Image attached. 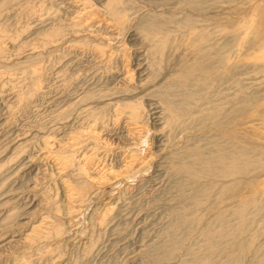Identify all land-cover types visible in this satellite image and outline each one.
Wrapping results in <instances>:
<instances>
[{"label": "bare ground", "instance_id": "1", "mask_svg": "<svg viewBox=\"0 0 264 264\" xmlns=\"http://www.w3.org/2000/svg\"><path fill=\"white\" fill-rule=\"evenodd\" d=\"M18 1L23 0L1 3ZM145 1L138 5L135 0H102L98 5L78 0L72 6L76 9L73 15L65 18L59 9H48L50 23L41 29L39 42L43 48L62 52L59 59L69 58L58 71L60 77L68 83L72 75L80 77L86 70L98 76L94 86L81 87L78 96L54 115L60 124L79 123L86 128L74 132L66 143H57L56 133L40 139L42 159L59 170L68 204L63 220L71 224L73 215L94 199L101 186L129 189V181L143 180L158 162V166L167 165L166 170L180 180L183 189L190 187L194 192H189L193 194L186 198L184 212L176 215L170 234L149 255L157 261L175 257L184 244L178 230L192 231L202 218L195 207L213 200V194L219 197L243 183L248 191L240 189L233 203L218 208L191 244L189 258L181 261L242 264L240 257L257 237L237 242L251 231L256 216H264V0ZM2 10L0 6V14ZM2 45L3 41L0 58L4 59L6 45ZM18 138L6 144L11 155L0 163V171L29 147L28 140L18 143ZM83 143L87 150L81 153L78 146ZM100 145H105V153L117 157V167L99 158ZM10 174L0 178V188ZM42 195L46 203L52 202L49 192ZM9 203V199L0 201V231L23 225L18 220L26 212L18 214L16 206L8 208ZM107 216L103 213L99 222ZM61 219L32 226L26 235L29 248L39 239L56 241L55 248L44 254L59 256L71 232V226ZM262 222L261 233L264 219ZM235 243L238 245L231 251ZM259 244L251 264H264V242ZM218 252L223 259L216 262Z\"/></svg>", "mask_w": 264, "mask_h": 264}, {"label": "rangeland", "instance_id": "2", "mask_svg": "<svg viewBox=\"0 0 264 264\" xmlns=\"http://www.w3.org/2000/svg\"><path fill=\"white\" fill-rule=\"evenodd\" d=\"M76 1L78 0H23L3 4L0 0V6L3 9L0 14V44L3 41L2 47L6 45L3 48L7 50H4V59L0 58V140H3L0 146V163L5 162L3 160L11 155V150L9 152L6 148V144L11 139L19 136L16 139L18 143L25 139L30 142L29 147L18 160L0 171V178L7 173H12L3 188H0V201L9 199L8 208L16 206L18 214L26 212L18 220L23 225H15L0 231L2 233L0 264H26L25 261L27 264L29 262L33 264H182L184 259L189 258V248L198 240L206 224L214 219L218 208H223L222 204L226 206V204L233 203L240 189L243 192L248 191L243 183L240 185L241 188H234L219 197L213 194L212 198L215 200L211 199L204 206L195 207L194 210L202 218L194 230L183 227L178 230V233L184 237V244L178 254L170 260L157 261L149 254L155 246L165 241L167 235L170 234V227L176 215L184 212L186 198L194 191L190 187L183 189L179 185V179L166 170L167 165L158 166V162L153 163L143 176V180L140 177L129 181L131 186L129 189L121 188L122 185L119 187H112L108 184L101 186L102 189L93 197L94 199L77 211V216L75 213L71 218L73 223L70 221L71 224H69L71 235L69 233L65 237L59 256L57 253L53 256L44 254L47 249L55 248L56 241L39 239L33 248H29L26 243L28 242L26 235L30 233L31 227L44 225L43 221L46 219L51 224V221L53 222L56 218H62V222L69 226L67 219L63 220L66 217L64 208L68 204L58 177L59 170L53 162L42 159L40 139L43 135L56 133L53 136L57 143L62 140L66 143L74 136V132L83 131L82 129L86 128L79 123L73 126L60 124L54 119V115L56 111L72 102L82 88L87 89L94 86L98 76L93 75L90 70L89 72L88 70L81 71L80 77L72 75L66 83L58 71L68 63L69 58L59 59L62 52H54L56 48H52L53 50L43 48L39 39L42 38L41 29L50 23L47 22L49 21L47 13L50 12L48 9H59L61 17L65 18L71 16L70 14L73 15L76 9L72 6ZM90 1L99 5L102 0ZM135 2L142 5V0H135ZM41 20L45 22L41 23ZM25 60L28 61L26 65H18V62ZM34 87L37 89L33 93ZM24 94H27L28 103H26L27 99ZM30 95L33 97L31 98ZM85 144L78 146V148L81 147V153L87 150L84 147ZM102 146H97L100 152L99 158H102L101 160H104L108 166L117 167V157L112 152L105 153L103 151L105 145ZM90 147L93 146L90 145L88 148ZM24 162H27L25 167H18ZM191 191L193 192L189 193ZM43 192H49L53 197L52 202H55L52 203L49 200V203H46V198L43 199ZM222 200L225 202L221 203ZM55 207L57 213L54 211ZM108 207L112 209L107 212ZM201 208H207L208 211L201 210ZM103 213L108 216L104 222H99V217ZM261 214L255 217L256 220L254 219L250 227L251 231L247 232L249 237L245 234L237 242H242V240L244 243L249 242L251 235L257 237L254 246L240 257L242 264H251L256 254L255 246L257 249L259 243L264 242V231L260 232L264 219ZM247 238H249L248 241ZM237 243L231 245V251L235 249ZM222 254L218 252L216 257L214 256V261L222 260Z\"/></svg>", "mask_w": 264, "mask_h": 264}]
</instances>
